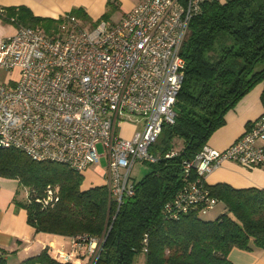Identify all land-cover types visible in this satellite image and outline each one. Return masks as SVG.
Segmentation results:
<instances>
[{
    "label": "built area",
    "instance_id": "built-area-1",
    "mask_svg": "<svg viewBox=\"0 0 264 264\" xmlns=\"http://www.w3.org/2000/svg\"><path fill=\"white\" fill-rule=\"evenodd\" d=\"M205 1L139 0L118 23L99 20L86 26L65 14L50 32L17 26L0 43V68L16 71L15 79L0 83V147L83 174L105 156L107 166L100 176L119 206L133 194L132 168L137 162L157 161L150 148L163 125L174 123L183 82L181 47L190 20ZM124 113L142 117L130 138L116 134ZM225 161L264 167V113L226 149L205 143L193 159L183 162L187 182L165 205V216L178 218L198 204L202 212L211 209L217 200L209 194L205 177ZM192 172L196 177L188 180ZM57 200L56 191L48 187L41 203ZM104 239V234L76 236L72 243L85 245L89 264H94ZM51 255L78 264L73 252L56 250Z\"/></svg>",
    "mask_w": 264,
    "mask_h": 264
},
{
    "label": "trees",
    "instance_id": "trees-1",
    "mask_svg": "<svg viewBox=\"0 0 264 264\" xmlns=\"http://www.w3.org/2000/svg\"><path fill=\"white\" fill-rule=\"evenodd\" d=\"M0 10L4 22L46 32L62 20L35 16L24 6ZM69 14L91 22L83 7ZM181 56L183 82L174 123L163 125L150 148L157 161L133 181V194L119 206L105 184L85 187L84 174L65 164L35 161L19 150L0 147V175L16 178L27 188V199L16 203L25 208L27 222L36 232L72 238L104 234L94 264H132L139 253H144L145 264H232L228 254L233 248L264 249V189L205 182L217 200L211 209L202 212L198 204L178 218L164 213L165 205L187 182L183 162L194 158L246 93L264 83V0L205 1L190 20ZM260 99L264 104V90ZM195 177L192 172L188 180ZM48 187L58 200L43 206ZM220 202L224 209L215 219L201 218ZM0 264L12 263L0 254ZM17 264L74 263L55 259L45 248Z\"/></svg>",
    "mask_w": 264,
    "mask_h": 264
},
{
    "label": "crops",
    "instance_id": "crops-1",
    "mask_svg": "<svg viewBox=\"0 0 264 264\" xmlns=\"http://www.w3.org/2000/svg\"><path fill=\"white\" fill-rule=\"evenodd\" d=\"M109 1L0 0V7L24 6L30 9L35 16L56 20L61 19L65 14H69L73 8L83 7L91 22L80 21L86 26H92L104 14L106 4ZM120 1L123 9L122 18L139 2V0ZM15 30L14 24L0 20V43L5 37L12 35ZM262 90H264V83H258L246 93L225 114L224 124L210 135L206 144L216 150H224L231 145L249 123L264 113V104L260 99ZM103 171L104 169L101 167H94L93 171H86L84 173V186L103 184V179L99 176ZM90 173L99 177L100 180H91ZM205 182L208 185L226 183L234 188L256 187L264 189V167H243L234 161H225L205 177ZM16 201L15 196L3 195L0 191V254L6 258L7 262L17 264L47 248L50 254L56 250L73 252L78 264H89L90 256L85 252V245L74 247L72 237L36 232L27 222L25 208ZM228 257L232 264H264V249L246 251L233 248Z\"/></svg>",
    "mask_w": 264,
    "mask_h": 264
},
{
    "label": "rangeland",
    "instance_id": "rangeland-1",
    "mask_svg": "<svg viewBox=\"0 0 264 264\" xmlns=\"http://www.w3.org/2000/svg\"><path fill=\"white\" fill-rule=\"evenodd\" d=\"M104 14H106V17L101 19L102 21H105L107 23H118L121 20L122 14H123L121 1L115 0V1H111L107 3ZM8 78L15 79L16 71L9 72V71H5L2 68H0V83L6 82ZM141 123H142L141 116L133 115L130 113H124V120H123L122 127L116 128V134L121 135L122 137L130 138L133 135V133L141 127ZM98 149H99V152L102 151V148L100 146H98ZM106 166H107V162L104 156L100 159L97 165L91 166L89 170L93 171L94 167H101L102 169H105ZM149 170H150L149 163L137 162L131 170V180L137 181L141 179ZM90 175L92 176L91 180H94V181L100 180V178L97 176H94L93 173H90ZM101 178L103 179V177ZM0 191L3 195H9L11 197L15 196L16 200H19V201H25L28 196L27 188H25L18 181V179L6 178L1 175H0ZM223 209H224V204L220 202L214 207V209L208 211L205 214H202L201 218L203 220H213L220 214L221 210ZM84 249H85L86 254L90 256L89 250L87 249V247H84ZM144 257H145L144 253H139L135 255L132 261V264H145Z\"/></svg>",
    "mask_w": 264,
    "mask_h": 264
}]
</instances>
